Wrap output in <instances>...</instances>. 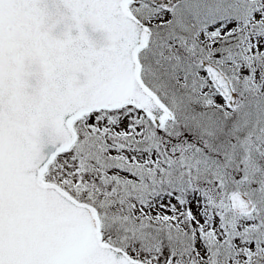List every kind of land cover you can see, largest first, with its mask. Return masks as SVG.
Returning a JSON list of instances; mask_svg holds the SVG:
<instances>
[{"label":"snow or ice","instance_id":"obj_1","mask_svg":"<svg viewBox=\"0 0 264 264\" xmlns=\"http://www.w3.org/2000/svg\"><path fill=\"white\" fill-rule=\"evenodd\" d=\"M0 264H264V0H0Z\"/></svg>","mask_w":264,"mask_h":264}]
</instances>
